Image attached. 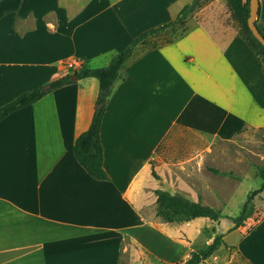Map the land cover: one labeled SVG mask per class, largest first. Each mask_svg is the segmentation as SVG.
<instances>
[{"label":"crops","instance_id":"0c3cea01","mask_svg":"<svg viewBox=\"0 0 264 264\" xmlns=\"http://www.w3.org/2000/svg\"><path fill=\"white\" fill-rule=\"evenodd\" d=\"M192 1L0 0V106L84 65L106 66ZM192 23L170 43L133 53L114 82L100 126L109 180L90 177L72 152L91 122L96 78L75 79L0 121V264L189 258L191 222L168 223L155 214L156 191L168 190L170 180L158 150L181 130L228 143L246 129L264 131L261 63L238 34ZM256 24L264 33V0ZM213 179L195 175L177 182V193L227 207L229 194ZM252 204L245 225L218 234L237 264H264V188Z\"/></svg>","mask_w":264,"mask_h":264},{"label":"rangeland","instance_id":"374dc122","mask_svg":"<svg viewBox=\"0 0 264 264\" xmlns=\"http://www.w3.org/2000/svg\"><path fill=\"white\" fill-rule=\"evenodd\" d=\"M213 1H217L218 4H212ZM191 23L192 25L203 24L213 31L221 28L236 34H239L240 31V24L230 12L226 0H198V5L183 26H178L175 32L165 30L148 39L135 49L134 55H140L153 47H160L167 44L168 41H173L183 34ZM263 134L262 130L246 129L235 139V142L228 143L217 138L181 130L171 135L169 140L158 150L157 154L161 160L169 165L165 169L164 175L170 178L168 190L160 191L184 197L177 193L176 183L184 180L189 181V179L191 182V178H194L195 175H206L212 180L216 176V180L221 183L220 188L225 191V194H229L230 204L227 207L218 206L219 210L222 208L221 212L217 210L218 207L209 206L218 211L217 221L202 217L190 220V244L193 250L203 249L218 234L229 232L233 224L231 218L239 214L247 196L260 188L262 181L258 177V171L264 165ZM197 158H203V160L195 161ZM216 200L218 204L225 202L219 196H216ZM253 201L249 204L248 215L242 226L253 215ZM233 237L228 236L226 241L233 240ZM233 253V248L225 245L223 241L215 254L200 264H237L236 257L232 261L230 260Z\"/></svg>","mask_w":264,"mask_h":264},{"label":"trees","instance_id":"16d2710c","mask_svg":"<svg viewBox=\"0 0 264 264\" xmlns=\"http://www.w3.org/2000/svg\"><path fill=\"white\" fill-rule=\"evenodd\" d=\"M227 6L232 15L237 18L240 24L239 37L245 41L250 50L257 57L264 71V48L252 36L249 31L246 20L249 14V0H226ZM198 0H193L181 8L175 18L169 22L160 24L156 27L149 28L131 40L123 49L115 53L108 64L99 68H90L82 66L75 70L77 79L94 77L98 81V94L95 102L91 122L84 132L79 134L74 140L72 152L77 163L95 180L107 181L108 175L103 168V151L100 143V126L103 115L106 111V104L111 94L114 82L119 78L121 70L128 60L133 56L135 49L144 44L148 39L159 35L165 30L175 32L178 26H183L186 19L195 10ZM259 14V11H258ZM255 25L264 37V33ZM171 41H168L170 43ZM156 48V47H153ZM151 48V49H153ZM150 50V49H149ZM72 74L64 75L48 83L49 89L44 90V85L33 87L16 98L0 106V121L11 113L29 106L41 99L45 94L65 85L74 83ZM155 178L157 175L152 171ZM258 177L262 183L260 188L252 191L246 198V201L236 217H232L233 222L231 230L242 225L248 215L249 204L253 201L254 196L262 192L264 188V165L258 171ZM156 216L168 223L186 222L196 218H207L217 221L219 218L218 211L213 208L184 198L179 195H171L166 191H156ZM223 244L222 235L215 236L212 241L203 249L191 251L189 258L183 264H200L201 262L212 257L219 247Z\"/></svg>","mask_w":264,"mask_h":264},{"label":"water","instance_id":"95a60500","mask_svg":"<svg viewBox=\"0 0 264 264\" xmlns=\"http://www.w3.org/2000/svg\"><path fill=\"white\" fill-rule=\"evenodd\" d=\"M259 11V0H249V14L246 20L247 27L251 32L252 36L260 43V45L264 48V37L258 31L255 22L258 17ZM72 79H77L76 75H72ZM49 86H45L44 89L47 90Z\"/></svg>","mask_w":264,"mask_h":264},{"label":"built area","instance_id":"2783aa9c","mask_svg":"<svg viewBox=\"0 0 264 264\" xmlns=\"http://www.w3.org/2000/svg\"><path fill=\"white\" fill-rule=\"evenodd\" d=\"M65 64L69 68H73V67L79 68L80 67V64L77 62H66Z\"/></svg>","mask_w":264,"mask_h":264}]
</instances>
